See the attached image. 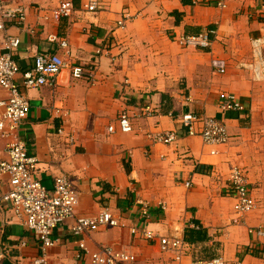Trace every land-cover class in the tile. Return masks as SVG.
Instances as JSON below:
<instances>
[{
  "label": "crops",
  "instance_id": "0c3cea01",
  "mask_svg": "<svg viewBox=\"0 0 264 264\" xmlns=\"http://www.w3.org/2000/svg\"><path fill=\"white\" fill-rule=\"evenodd\" d=\"M1 1L7 8L26 9L24 24L6 20L0 30V52L8 34L20 37L14 58L21 71L32 67L38 53L64 56L50 35L66 39L69 62L89 71L75 79L66 68L55 86L23 88L31 112L20 134L38 159L36 177L52 188L57 176H68L79 195L78 216L109 208L126 225L74 235L75 220H67L54 230L49 264H91V253L104 246L135 253L138 264L210 259H199L202 253H214L226 264H264V237L249 231L264 228V80L255 81L244 67L252 59V41L264 37L262 0H225V8L217 0H101L97 12L83 9L86 0ZM64 2L73 9L59 19L55 14ZM124 14L130 18L121 28ZM210 30L216 31L210 49L180 43L182 37ZM98 48L107 50L98 55ZM215 62L224 63L225 72ZM17 80L22 81L21 74ZM230 93L242 109H221ZM7 96L0 87V101ZM125 111L134 131L111 132ZM186 113L223 120L229 142L212 154L214 148L200 136L186 135L170 145L147 137L155 131L182 134ZM8 142L0 133V160ZM235 166L247 173L256 201L243 216L229 192ZM10 188L9 175L0 174V196ZM143 203L150 207L146 223ZM132 227L183 239L195 229L205 238L186 243L176 260L159 243L132 234ZM40 254L37 235L0 207V264H35Z\"/></svg>",
  "mask_w": 264,
  "mask_h": 264
},
{
  "label": "built area",
  "instance_id": "2783aa9c",
  "mask_svg": "<svg viewBox=\"0 0 264 264\" xmlns=\"http://www.w3.org/2000/svg\"><path fill=\"white\" fill-rule=\"evenodd\" d=\"M101 0H86L83 9L87 12H97ZM217 6L225 8V0H217ZM73 9L70 2L62 3L56 11V17H68ZM260 12L264 16V0L260 4ZM0 30L6 28V20L16 22L19 25L27 19L26 9L23 6L7 8L0 0ZM128 14L118 21L121 28L125 27ZM216 31L210 30L200 35H189L182 37L180 43L184 46H198L203 49H210L213 42L211 34ZM50 42H58L60 48L65 50L64 56L59 53H38L34 58L32 67L21 71V68L14 58L20 47L19 36L7 35L4 40L3 51L0 52V87L7 91L8 96L0 101L2 112L0 114V133L3 138L8 139L6 157L0 160V174H7L10 177L11 188L0 196V207L10 209L14 215L33 231L40 241V256L35 264H49L48 250L55 244L53 238L54 230L62 226L67 220L74 219L71 227L74 235H84L109 227H124L123 217L115 215L109 208H105L95 216H78L76 213L79 204V195L75 185L66 175H59L54 179L52 188L44 185L36 177L38 159L28 151V143L20 134V127L28 118L31 112L29 98L23 93V88L38 89L46 85L55 86L58 77L66 68L71 70L75 79H82L89 74L84 65H74L67 57L69 43L66 39H59L57 35L48 37ZM107 49L98 48L97 54H103ZM221 72H225L224 63L215 62ZM252 73L255 81L264 80V37L252 41V59L244 66ZM21 74L22 81L17 80ZM242 104L235 94H228L221 103V109L230 110L242 109ZM149 111V109H147ZM181 122L184 126L183 133L175 130L155 131L147 133V137L154 143L170 145L181 139L183 136H200L203 142L213 147L212 154H217L215 149L218 146L226 145L230 140V132L227 124L215 117H203L194 113L182 115ZM110 131L120 130L124 133L134 131L132 116L127 112L120 114L117 124L110 126ZM62 133L63 130H60ZM229 192L236 199L235 211L240 216L254 210L256 201L249 188V177L240 167L235 166L230 173ZM190 183H188L189 185ZM143 223H146L150 214V207L143 203ZM250 233L264 237V228L254 227L249 229ZM131 232L148 241L159 243L162 252H173L176 260H181L185 253V240L177 235L164 236L149 231L144 227H132ZM80 247L88 250L84 241ZM91 264H138V256L125 249H118L113 246H104L91 253ZM192 264H226L221 257L209 260H197Z\"/></svg>",
  "mask_w": 264,
  "mask_h": 264
},
{
  "label": "trees",
  "instance_id": "16d2710c",
  "mask_svg": "<svg viewBox=\"0 0 264 264\" xmlns=\"http://www.w3.org/2000/svg\"><path fill=\"white\" fill-rule=\"evenodd\" d=\"M203 238L205 237L202 236L201 231L191 229L186 232L184 240L186 243H195L202 240ZM208 255H210L208 256L210 259L214 257V253H209Z\"/></svg>",
  "mask_w": 264,
  "mask_h": 264
},
{
  "label": "rangeland",
  "instance_id": "374dc122",
  "mask_svg": "<svg viewBox=\"0 0 264 264\" xmlns=\"http://www.w3.org/2000/svg\"><path fill=\"white\" fill-rule=\"evenodd\" d=\"M208 256H210V255H208V254L205 255V254L202 253V254L199 256V259H204V258L207 259V258H209Z\"/></svg>",
  "mask_w": 264,
  "mask_h": 264
}]
</instances>
